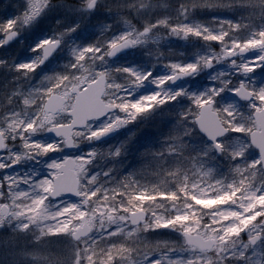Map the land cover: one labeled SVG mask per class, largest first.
<instances>
[{
    "label": "rangeland",
    "instance_id": "1",
    "mask_svg": "<svg viewBox=\"0 0 264 264\" xmlns=\"http://www.w3.org/2000/svg\"><path fill=\"white\" fill-rule=\"evenodd\" d=\"M63 2L0 0L3 14L0 25L15 18L12 30L19 31L18 39L10 47L0 46V131L5 139L0 151V206L8 207L6 213L0 212V264H146L154 253L159 254L164 264H264V182L261 189H256L240 184L241 171L231 170L232 174L221 181L215 170H204V162L214 157L222 165L232 162L237 155L255 158L242 140L246 142L245 135L253 128L249 116L233 115L229 107L236 108L237 104L229 93L216 100V111L219 110L223 123L232 131L221 144L223 152L225 147H232L231 155L216 156L194 127L196 106H190L184 98L185 95L192 98L195 92L190 81L200 75L225 89L231 87L228 81L235 85L243 80L241 84L255 95L254 101L242 107L243 111L264 106L260 94L264 86L259 82L264 71H245L252 66L259 69L264 62V9L260 7L264 0H98L104 8L90 17L78 10L82 0L73 5L77 14L72 15L62 11ZM45 3L50 6L40 15ZM213 18L222 26L219 31L210 22ZM77 23L80 27L59 50V59H50L39 68L38 80L33 74L29 78L34 79L33 83L27 89L24 81H17L25 79V72L16 65L32 61L21 59L27 46L32 44L33 49L42 39L62 38L67 35L64 30ZM8 32L0 29V44ZM122 37L135 40L136 44L116 62L104 56L102 63L95 51L85 53V58L79 61H74L71 54V50L79 51L77 46L98 42L104 47L109 39L117 43ZM174 45L182 46V53L191 57L190 64L196 69L194 76L176 86L169 83V77L188 67L179 58L181 48H169ZM243 47L248 51L236 56V50ZM134 60L142 66L147 62L150 65L145 71L132 74V81L119 84L116 77L120 72L116 67ZM207 62H211L209 69L205 68ZM62 67L66 68L65 73ZM101 68L107 74L105 100L114 102L118 94L126 95L133 100L132 112L121 106L124 110L120 107L118 113L75 129L70 151L63 139L47 137L44 130L49 124L67 119L73 99L70 88L93 79ZM147 71L152 72V77L144 76ZM258 72L261 73L257 75ZM51 91L67 93V102L57 113L46 114L42 102ZM175 97L181 98L169 103ZM182 107H186L185 111ZM148 112L152 113L148 121L162 116L163 122L160 126L157 123L156 129L141 124L136 134L155 129L156 138L166 128L165 143L159 141L162 147L158 150L166 147L165 154L180 162L179 166L171 164L165 172L159 164L153 171V179L158 182L153 184L163 183L165 188L173 182L182 184L189 204L172 207V203L178 204L176 200L161 196L156 201L147 194V198L143 197L141 202L137 199L133 206L91 200L95 173L89 172V167L98 153H104L110 145H96L94 136L110 128L123 131L128 119L129 124L136 116L138 121L145 119ZM183 112L187 114L185 117ZM241 118L247 119L243 123L247 127L237 123ZM237 133L241 136L233 144ZM69 153L75 159L80 196H63L53 201L48 192L56 170L49 165L59 164ZM13 162L17 166L7 169ZM43 181L48 182L46 190L41 187ZM143 202L147 209L141 207ZM131 208L147 210V221L130 226L126 213ZM83 223L90 226L91 232L75 240L74 230ZM187 232L212 238L213 250L200 251L187 245L184 241ZM253 235L260 238L252 245L248 239Z\"/></svg>",
    "mask_w": 264,
    "mask_h": 264
},
{
    "label": "trees",
    "instance_id": "2",
    "mask_svg": "<svg viewBox=\"0 0 264 264\" xmlns=\"http://www.w3.org/2000/svg\"><path fill=\"white\" fill-rule=\"evenodd\" d=\"M219 26L221 29L222 26ZM110 62L116 61L110 60ZM148 65H150V62H147L144 66H142L140 62L134 60L133 62L131 61L130 63L125 64L123 67L118 66L116 68L119 69L118 72L120 73L117 75L116 81L119 84L132 81L134 79L132 77V74H134L135 72L145 71ZM192 65L193 63H188V67H192ZM125 68L129 69L130 71L128 73H125ZM63 70L65 69L63 68ZM214 83H206L205 89L209 90L210 87H213ZM228 84L234 85V82L228 81L227 85ZM207 90H205L204 97L202 96L204 98L203 100H205L207 96ZM194 95L196 94L194 93ZM119 102L120 103L118 104H121L125 107H133L132 103H129L130 99H128L125 95L120 98ZM187 103H189L188 100ZM185 109L186 108L182 107V111H185ZM149 117L152 118V113L150 112L146 114L145 119H141L139 121L138 118L131 120L132 122L130 124H127V127L123 130V133L121 132L115 138L110 140L108 144L106 143V145H110L103 150L104 153H101L102 151H100L96 158L93 160V164L89 167V172L95 173L93 186L91 188L92 190L90 192L91 200H94L99 204L106 201L113 206L115 204H127L129 206H133L134 202H136L137 199L139 200V202H141V199L143 197L147 198V195H149V197H154V200L156 201L159 200L161 196L172 201L176 200L178 204L172 203V207H180V205L184 206V203L189 204L190 201L186 199L188 193H186V190H183L182 184L173 182L169 188H165V184L163 183H158L157 185L153 184V181L154 183L158 182L156 179H153V171L156 167H158L159 164L162 167V171L165 172L166 169H168V166H170L171 164L179 166L180 162L171 160L170 156L165 154L166 147H163L162 150H158V148L162 147V143H160L159 141L165 143L164 132L166 128L159 136L155 138L156 124L158 123L160 126V123L163 122V119H161V116L155 117L154 121L153 119H149L148 121ZM141 124H146L145 126L147 128H150L151 125H153L155 129L151 130L152 132L146 133V131H144V134L137 135L136 131H140ZM103 145L105 146V144ZM115 149L116 152H114ZM231 150V148L226 149L225 147L224 152H222L220 157L229 156ZM106 151L109 152L106 153ZM241 159L243 162L241 161ZM241 159L239 161V165L241 168L240 170L244 173L247 171L251 173L248 175V177L244 173L242 176L240 175V179H242L240 180V182L243 183L246 181V178H248V180L252 184L253 179H256L258 174L260 173V169L258 165L254 166L252 164L251 166H249L247 164L248 161L246 162L245 158ZM242 163L243 165L245 164L246 167H243ZM204 165V170L208 168L215 170V172L220 176L219 178L221 179V181H223V178H227V176H230V165L228 163L227 166L222 165V163L218 161L216 157L208 160L207 162H204ZM210 172L212 171L210 170ZM190 177H192V174L189 175V178ZM144 189L146 190L145 192ZM141 207L147 209L146 203H141ZM106 243L107 242H104L105 246Z\"/></svg>",
    "mask_w": 264,
    "mask_h": 264
},
{
    "label": "water",
    "instance_id": "3",
    "mask_svg": "<svg viewBox=\"0 0 264 264\" xmlns=\"http://www.w3.org/2000/svg\"><path fill=\"white\" fill-rule=\"evenodd\" d=\"M14 32L15 31L7 33L6 36L11 38ZM9 42L5 41V39L3 41L4 44H8ZM123 42L124 41H121L117 44ZM130 47L131 45L125 49H122L121 52L116 56L123 53ZM245 51V49H241L237 53L242 54ZM206 66L209 67L210 63H208ZM187 75H189V72H177L170 78V82L173 84L178 83ZM105 81L106 75L104 74L103 78H101L99 75L80 90H78L77 87H73L72 91L76 95L73 108L69 111L71 116L70 122L67 124L51 126L47 128L46 133L55 137H64L66 146L71 148L73 145V139L71 136L73 128L83 127L86 125L88 120L99 119L104 117L107 113L113 112L115 107L113 105L106 104L102 99V94L105 89ZM236 97L242 100H249L252 96L248 89L240 85L237 88ZM63 102V97L59 96L58 94H52L47 98L44 104V109L46 111L55 112L62 106ZM253 117L260 129L250 132L249 139L252 146L257 149L259 153L260 162L264 170V108L254 111ZM195 123L198 130L204 134L209 141L212 142L213 147L217 150V152H220V145L219 143H216V140L218 137L225 135L227 129L221 124L217 114L212 110L211 104H204L199 108L198 115L195 117ZM113 135V130L104 131L95 137V142L98 143L105 141ZM2 146L3 138L2 134L0 133V150ZM10 166L11 165H9V167ZM60 166L61 167L57 169L58 174L53 178V185L49 192V196L52 198H56L60 194L77 196L78 180L76 173L73 170V159L67 158L64 164ZM58 180L61 181V183H57ZM69 189L73 190L69 191ZM0 210L2 213H5L7 211V206H1ZM145 218L146 213L143 210H133L128 212V220L132 225L143 222ZM88 232L89 227L87 225H82L74 232V238L83 237L87 235ZM184 237L185 241L189 245L195 246L200 250H210L214 244L212 239L204 238L201 235L195 233H186ZM256 240L257 236L252 237L250 241L254 243Z\"/></svg>",
    "mask_w": 264,
    "mask_h": 264
},
{
    "label": "snow or ice",
    "instance_id": "4",
    "mask_svg": "<svg viewBox=\"0 0 264 264\" xmlns=\"http://www.w3.org/2000/svg\"><path fill=\"white\" fill-rule=\"evenodd\" d=\"M79 0H65V2H63L60 7L62 9V11L68 15H72V14H77L76 9H74L73 5L74 4H78ZM97 4H98V0H82V7H79V12H83V13H88L89 17L91 16V14H93L96 9H97ZM49 3H45L41 9L40 15L43 14V12L49 8ZM262 9H264V5L260 6ZM27 11V9H25ZM0 15H3L2 13H0ZM39 17H37L38 19ZM16 23L15 18H9L6 21H4L2 23V25H0V29H2L3 31H11L13 25ZM80 27V24L77 23L75 24L73 27L67 28L64 31L67 33V35L63 36L62 38H56V37H48L45 39H42L33 49L32 52L39 54L37 56L34 57V59L29 62L28 64H17V68H27L29 66H31V64L33 63H38L39 66L45 64V62L51 60H57L59 59V50L62 49L65 46V43L67 41V39L70 37V35L74 32L77 31V29ZM191 31V30H188ZM18 35V33H13L11 38H9L8 36L5 35L4 39L5 41L9 42L10 40H12L13 38H15ZM121 39H123V43L117 44L116 42H114L112 39H109V41L107 42V44L104 47H101L100 44L98 42L93 43V44H87L84 45L82 48L80 46H77V48L79 49V51L77 52L76 50H71V54L73 56L74 61H79V60H83L85 58L84 54L88 53L91 54L93 51H95L97 53V55L100 57L101 62L103 63L104 61V56L107 57H115L118 53L121 52L122 49H125L127 47H129L130 45H135L136 41L135 40H128L126 37H122ZM0 46H2V44H0ZM75 62L73 63V67L75 68ZM257 70H261L264 71V62H261L259 64V69H257L255 66L249 67L247 69H245L246 72H255ZM104 71L105 69L101 68L100 69V77L103 78L104 76ZM130 70L125 68L124 72L128 73ZM193 75H195V73H193ZM144 76L147 78L152 77V72L151 71H147L144 73ZM152 79H158L157 77H154ZM244 81L242 80L241 83H243ZM183 91V90H181ZM231 93L233 98H236V93H237V89L235 88H228L225 89L223 88V86H219L217 87V85L214 83L213 87H212V93H214V95H207L205 98V102H207L208 100L212 101V104L214 105L216 103L217 99H220L224 96H226L228 93ZM261 96L264 97V91H261ZM155 95V94H153ZM205 94H201V95H193L191 99L188 98L187 95L184 96V98H186L189 101L190 106H195V105H199L201 103V99L202 96H204ZM181 97H175L173 100H171L169 103H176L178 100H180ZM216 143L219 144H223V139L218 137L216 140ZM45 151H47V149H45ZM50 168H54V169H58L61 166L58 164H50L49 165ZM2 179V178H0ZM47 181H43L41 182V187H44L46 190V186H47ZM57 183H61V181H57ZM73 189H69V191H72ZM157 261H159V264H164V261L159 257V254L154 253L151 257L148 258V260L146 261V264H157Z\"/></svg>",
    "mask_w": 264,
    "mask_h": 264
},
{
    "label": "flooded vegetation",
    "instance_id": "5",
    "mask_svg": "<svg viewBox=\"0 0 264 264\" xmlns=\"http://www.w3.org/2000/svg\"><path fill=\"white\" fill-rule=\"evenodd\" d=\"M15 30V29H14ZM17 33H18V35H17V38L16 39H18V37H19V31H17V30H15ZM14 42V41H13ZM13 42H11L10 44H8V45H6L7 47H10V45L13 43ZM5 46V45H4ZM32 44H30L29 46H27L26 47V49L22 52V54H21V59L22 60H25V61H29L30 60V58L33 60L34 59V57L35 56H37V55H39V54H36V53H33L32 52ZM20 51H21V49H20ZM21 60V61H22ZM46 63V62H45ZM32 65V64H31ZM44 65V64H43ZM43 65H41V66H39V64L38 63H34V65H33V67H31V68H29V67H27V68H22L21 69V72H25V75H24V77H25V79H18L17 81H21V82H25V88L27 89V86H31L32 85V83H33V81L32 80H34V79H29L31 76H33V74H35V76H34V78H35V80H38L39 79V77L41 76V74H40V72H39V68H42V66ZM23 82V83H24ZM22 84V83H21ZM23 86V85H22ZM21 86V87H22ZM59 94H61V95H63L64 97H65V102H66V100H67V93H65V92H62V91H59L58 92Z\"/></svg>",
    "mask_w": 264,
    "mask_h": 264
},
{
    "label": "clouds",
    "instance_id": "6",
    "mask_svg": "<svg viewBox=\"0 0 264 264\" xmlns=\"http://www.w3.org/2000/svg\"><path fill=\"white\" fill-rule=\"evenodd\" d=\"M103 8H104V5H103L102 3H98V4H97V9H96L95 12L100 11V10H103ZM95 12H94V13H95ZM94 13H93V14H94ZM85 139H87V138L85 137Z\"/></svg>",
    "mask_w": 264,
    "mask_h": 264
}]
</instances>
